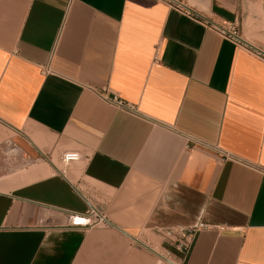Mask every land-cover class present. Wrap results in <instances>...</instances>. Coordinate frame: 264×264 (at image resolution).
<instances>
[{
  "label": "crops",
  "instance_id": "obj_1",
  "mask_svg": "<svg viewBox=\"0 0 264 264\" xmlns=\"http://www.w3.org/2000/svg\"><path fill=\"white\" fill-rule=\"evenodd\" d=\"M182 1L264 45V0ZM134 239L264 264V64L154 0H0V264H159Z\"/></svg>",
  "mask_w": 264,
  "mask_h": 264
},
{
  "label": "built area",
  "instance_id": "obj_2",
  "mask_svg": "<svg viewBox=\"0 0 264 264\" xmlns=\"http://www.w3.org/2000/svg\"><path fill=\"white\" fill-rule=\"evenodd\" d=\"M164 5L169 11L192 21L204 30L211 32L221 40L229 43L233 47L242 50L252 58L264 64V45L255 44L246 38H244L235 22L229 23L221 20L212 19L208 16L201 14L191 6L187 5L182 0H154ZM103 101L112 107L126 111L129 113H135L132 106L125 104L118 98L102 97ZM80 156L76 152H64L59 158V164L61 169L56 171L64 176L65 170L80 161ZM66 226L68 228H80L84 230H91L95 228H110V225L106 222L105 218L99 215L90 205H88V212L86 215H74L68 214L66 216ZM212 227L199 223L194 228L183 230H165L160 232V236L175 244V249L186 258L188 255L193 239L199 231L210 230ZM134 243L140 245L145 250L157 257L159 264H174L169 258L160 256L156 248L150 247L148 244H143L137 239L133 240Z\"/></svg>",
  "mask_w": 264,
  "mask_h": 264
},
{
  "label": "rangeland",
  "instance_id": "obj_3",
  "mask_svg": "<svg viewBox=\"0 0 264 264\" xmlns=\"http://www.w3.org/2000/svg\"><path fill=\"white\" fill-rule=\"evenodd\" d=\"M56 167H57V169H61L60 164H57Z\"/></svg>",
  "mask_w": 264,
  "mask_h": 264
}]
</instances>
